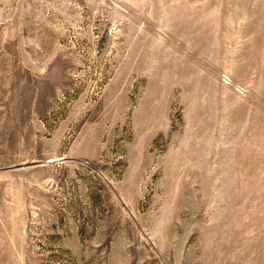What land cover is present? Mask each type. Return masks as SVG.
<instances>
[{
	"label": "rangeland",
	"instance_id": "374dc122",
	"mask_svg": "<svg viewBox=\"0 0 264 264\" xmlns=\"http://www.w3.org/2000/svg\"><path fill=\"white\" fill-rule=\"evenodd\" d=\"M0 264H264V0H0Z\"/></svg>",
	"mask_w": 264,
	"mask_h": 264
}]
</instances>
